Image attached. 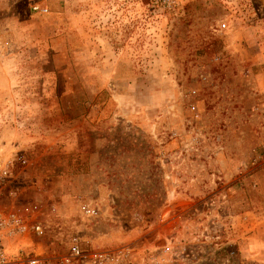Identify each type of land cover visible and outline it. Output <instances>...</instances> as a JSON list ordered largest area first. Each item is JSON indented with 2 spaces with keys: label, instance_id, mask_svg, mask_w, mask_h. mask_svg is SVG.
<instances>
[{
  "label": "rangeland",
  "instance_id": "rangeland-1",
  "mask_svg": "<svg viewBox=\"0 0 264 264\" xmlns=\"http://www.w3.org/2000/svg\"><path fill=\"white\" fill-rule=\"evenodd\" d=\"M0 209L59 253L264 264V0H0Z\"/></svg>",
  "mask_w": 264,
  "mask_h": 264
},
{
  "label": "built area",
  "instance_id": "built-area-1",
  "mask_svg": "<svg viewBox=\"0 0 264 264\" xmlns=\"http://www.w3.org/2000/svg\"><path fill=\"white\" fill-rule=\"evenodd\" d=\"M9 165L10 160L1 168V176H7ZM80 212L85 218H99L95 205L82 204ZM46 235L45 226L33 214L0 209V264H127L131 258L129 247L93 248L77 234L68 236L66 251L59 253L49 247Z\"/></svg>",
  "mask_w": 264,
  "mask_h": 264
}]
</instances>
